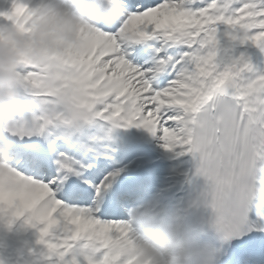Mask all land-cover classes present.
<instances>
[{"label":"snow or ice","instance_id":"6c2138e0","mask_svg":"<svg viewBox=\"0 0 264 264\" xmlns=\"http://www.w3.org/2000/svg\"><path fill=\"white\" fill-rule=\"evenodd\" d=\"M9 3L0 38L31 34L32 0ZM252 47L264 53V0H119L78 45L42 64L22 57L17 107L0 108V222L37 230L24 264H139L133 218L161 192L116 159L132 129L197 159L210 264H264V215L250 214L264 157Z\"/></svg>","mask_w":264,"mask_h":264},{"label":"clouds","instance_id":"9594fccd","mask_svg":"<svg viewBox=\"0 0 264 264\" xmlns=\"http://www.w3.org/2000/svg\"><path fill=\"white\" fill-rule=\"evenodd\" d=\"M119 0H36L35 30L9 28L0 38V108L15 110L8 95L17 82L22 57L45 63L81 41L82 25L99 27ZM0 155H3L0 152ZM139 264H210L212 245L193 204L171 202L160 195L139 208L133 218Z\"/></svg>","mask_w":264,"mask_h":264},{"label":"bare ground","instance_id":"6f19581e","mask_svg":"<svg viewBox=\"0 0 264 264\" xmlns=\"http://www.w3.org/2000/svg\"><path fill=\"white\" fill-rule=\"evenodd\" d=\"M35 1H36V0H32V3H34ZM136 133L139 134V135L144 136L145 139H146V136H147L146 133H143V132H141V131H136ZM147 140H148V139H147ZM180 157H181V156H180ZM183 157H184V155H183ZM263 161H264V157L261 158V162H263ZM25 234H26V228H25V225H24L21 229H19L18 231H16L13 235L16 236V237H21V236H23V235H25Z\"/></svg>","mask_w":264,"mask_h":264}]
</instances>
